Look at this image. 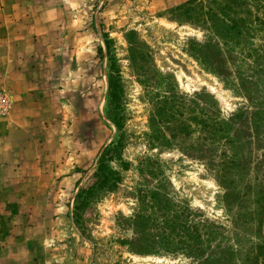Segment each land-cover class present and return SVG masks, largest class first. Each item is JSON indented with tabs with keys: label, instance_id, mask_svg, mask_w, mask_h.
Masks as SVG:
<instances>
[{
	"label": "rangeland",
	"instance_id": "374dc122",
	"mask_svg": "<svg viewBox=\"0 0 264 264\" xmlns=\"http://www.w3.org/2000/svg\"><path fill=\"white\" fill-rule=\"evenodd\" d=\"M187 1L0 0V264H264V0Z\"/></svg>",
	"mask_w": 264,
	"mask_h": 264
},
{
	"label": "trees",
	"instance_id": "16d2710c",
	"mask_svg": "<svg viewBox=\"0 0 264 264\" xmlns=\"http://www.w3.org/2000/svg\"><path fill=\"white\" fill-rule=\"evenodd\" d=\"M198 0H189L183 5H179L170 10V12H177L186 10L185 5L196 3ZM236 3H239L236 0ZM201 10V14H202ZM204 14V12H203ZM206 26L210 28L214 36L218 35L215 31L214 25L216 23V15L213 10H209L204 14ZM101 53V48L98 49ZM116 61L110 58L109 72L107 76L108 91H107V107L106 115L108 120L116 129V140L110 145L106 146L99 154L93 169L92 182L87 186L77 188L73 199L72 216L77 225H81L84 214L91 206L102 200V197L117 189L121 175L113 164L118 163V166L125 170L127 164L122 161L121 155L125 148L126 140L124 133L125 121L123 118L122 107V88L120 86V73L116 68ZM257 264V262L253 263Z\"/></svg>",
	"mask_w": 264,
	"mask_h": 264
}]
</instances>
